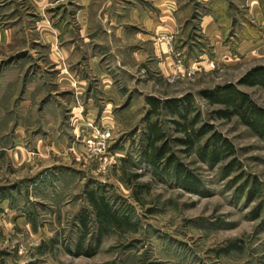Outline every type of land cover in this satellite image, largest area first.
<instances>
[{"label": "rangeland", "instance_id": "1", "mask_svg": "<svg viewBox=\"0 0 264 264\" xmlns=\"http://www.w3.org/2000/svg\"><path fill=\"white\" fill-rule=\"evenodd\" d=\"M77 1L54 0L39 14L33 0H0V92H8L7 82L19 72L25 83L42 81L41 93L32 88L41 96L27 111L41 122L27 120L19 159L12 130L0 132V264H264V136L237 116L218 118L222 106L201 93L233 83L264 108L263 87L237 84L264 65V23L255 15L264 0H179L187 12L179 30L164 38L168 67L155 53L130 61L128 45L124 63L101 57L117 92L103 94L100 80L91 77L89 91L79 95L57 86L74 81L71 71L87 74L81 59L62 56L65 39L78 34ZM208 13L229 17L221 46L202 31L200 17ZM56 29L69 35H58L60 43L52 45ZM251 34L254 45L243 50L240 40ZM27 91L25 84L18 98ZM149 96L184 98L186 121L165 109L149 115ZM88 98L94 113L85 107ZM148 120L164 130L178 167L193 182L187 187L177 180L176 165L166 170L144 161ZM192 120L194 128L209 131L186 151L176 141L184 134L174 121ZM95 126L111 132L105 155L83 143ZM202 147L217 159L201 154ZM103 203L108 218L97 210Z\"/></svg>", "mask_w": 264, "mask_h": 264}, {"label": "crops", "instance_id": "2", "mask_svg": "<svg viewBox=\"0 0 264 264\" xmlns=\"http://www.w3.org/2000/svg\"><path fill=\"white\" fill-rule=\"evenodd\" d=\"M33 2L37 7L34 8L35 11L39 14H44L47 12L43 10L51 6L54 0H33ZM75 6L77 23L75 26H78V34L76 33L73 37L65 39L69 43L65 47V54L62 56L65 57V62H70L71 56L74 57L75 62L81 59V62L87 67V74L71 71L75 72L74 81L66 80L64 83L60 81L57 83V86L64 87L65 89L74 88V92L78 95L89 91V80L91 77L100 80L98 88H101L103 94H105L106 89H109V93H116L117 89L113 85L109 86L108 80H112V75L103 67L101 57L111 54L114 63H124L126 61L123 60L124 49L128 45H132L133 47L128 53L130 61H142L155 53L156 57L160 59L159 64H165L168 67L169 56L167 55L165 39L176 30H179L182 25L179 21L182 20L184 13L187 12L180 6L179 0H78L75 2ZM255 15L257 22L261 19L264 23V9H261L257 5ZM205 18L208 21H205ZM228 19L229 17L226 15L221 17L214 13H208L200 17L202 28V23H206V27L202 31L208 35L211 45L214 47L222 45V31L227 30L223 27L226 25ZM67 26L68 29L72 27V24H67ZM262 28L261 25L258 26L259 30ZM62 30L59 32L56 29L57 38H54L55 41L52 40V45L60 43L58 35L62 37L69 35L66 29L63 30L64 32ZM129 31L131 32L130 34H128ZM258 32L261 35V32ZM217 36H221V38L219 37V41L213 43L212 40L215 41ZM131 40L133 41L132 43L130 42ZM253 42L254 36L251 34L246 36L245 39L240 40L239 47L246 50L249 48V45H254ZM256 42L257 44L259 42V44L264 43L262 41ZM160 46L163 48H161V53L158 50ZM120 67V69L123 68L122 65ZM162 71L161 73H163ZM16 76L15 80L7 82V87H9L8 92L4 89L0 92V132L3 131L5 134L12 130L13 135L16 136L13 140V149H16V153L19 154V159L20 153L24 151L20 143L24 135L23 128L28 122L27 120L35 121V119H38L41 122V118L37 116L38 114H33V118L31 119L27 118V111H31L36 106L34 105L35 101L37 102L40 98V94L36 96L37 94H32L31 91L32 88L38 87L37 89L41 93L42 81L38 77H29L28 83L27 81L25 83V80L22 78L23 76L25 78L24 72H19ZM25 84H27L28 96L19 99L18 94H20L19 92L24 88ZM10 86L14 90L18 89V94L14 90H11ZM92 102V99L88 98L85 107L93 112L96 111L97 107ZM93 113L92 117L95 116ZM28 117H30V114ZM7 140L8 138L4 139V141L8 142ZM53 146L52 142L47 147L51 149Z\"/></svg>", "mask_w": 264, "mask_h": 264}, {"label": "trees", "instance_id": "3", "mask_svg": "<svg viewBox=\"0 0 264 264\" xmlns=\"http://www.w3.org/2000/svg\"><path fill=\"white\" fill-rule=\"evenodd\" d=\"M237 84L248 86L258 85L264 88V65L252 67L238 80ZM201 93L210 105L222 106V108L215 110V115L218 118L230 119L233 116H237L244 125L248 126L258 136H264V108L253 102L248 94L241 91L236 84L228 83L223 86H217L213 90H204ZM184 101V98H168L164 100L153 96L146 98L149 115H158L162 109H165L169 113L177 115L186 121L187 114L189 113L188 109L190 108H188V104ZM193 121L185 125L180 121H174L184 134L183 137L176 138V141L180 145H183L186 151L193 149L203 135L209 131L206 126L194 128ZM146 125V148L142 155L144 161L153 165L155 168L165 166L166 170L176 165L175 172L177 180L186 187L185 182L193 183L187 171L180 166L178 167L176 158L171 152L165 132L160 124L156 120H148ZM157 143L159 145H156ZM199 152L201 154L204 153V155L206 153V156H210L211 158L217 159L218 157L216 152L211 151L208 153L203 147L200 148ZM92 200H94L93 205L97 206L102 201V199H97L94 196H92ZM102 206L100 208L97 207L100 215L107 218L110 217V212L106 204L103 203Z\"/></svg>", "mask_w": 264, "mask_h": 264}, {"label": "built area", "instance_id": "4", "mask_svg": "<svg viewBox=\"0 0 264 264\" xmlns=\"http://www.w3.org/2000/svg\"><path fill=\"white\" fill-rule=\"evenodd\" d=\"M86 148L96 155H105L109 152L112 135L108 129L92 127L90 133L83 139Z\"/></svg>", "mask_w": 264, "mask_h": 264}]
</instances>
